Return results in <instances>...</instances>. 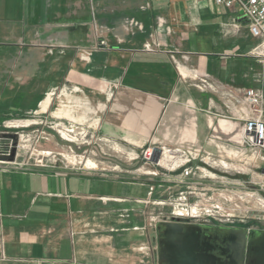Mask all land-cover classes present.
<instances>
[{"label":"crops","instance_id":"0c3cea01","mask_svg":"<svg viewBox=\"0 0 264 264\" xmlns=\"http://www.w3.org/2000/svg\"><path fill=\"white\" fill-rule=\"evenodd\" d=\"M260 45L213 0H0V119L51 114L61 91L124 147L249 164L240 128L247 90L264 113ZM101 81L111 85L104 95ZM257 167L250 178L264 185V155ZM151 181L0 167V264H156L155 230L138 209L155 200Z\"/></svg>","mask_w":264,"mask_h":264},{"label":"rangeland","instance_id":"374dc122","mask_svg":"<svg viewBox=\"0 0 264 264\" xmlns=\"http://www.w3.org/2000/svg\"><path fill=\"white\" fill-rule=\"evenodd\" d=\"M110 89L108 82L101 81L96 93L104 95ZM65 95L61 91L52 94L54 107L51 114L0 119V152L4 154L0 155V167L59 165L97 176L117 175L125 182L152 180L155 200L138 209L145 217L149 212L148 224L151 223L155 230L156 256V226L159 223L213 224L248 231L264 229V200L259 198L264 195V185L250 178L254 173L259 174L260 167L257 166L264 155L263 148L251 149L248 145L251 152L247 164L246 160L231 161V158L207 155L200 150H184V154L179 155L172 153L177 149L162 146L167 154H163L158 164H153L152 159L144 157L145 150L152 151L153 147L134 150L104 136L100 132L98 112L92 113L97 110L88 109L92 116L85 118L68 106ZM244 125L240 128L241 142ZM211 173L220 178L218 186L214 187L219 194L215 201L211 200L216 194L209 185L214 178ZM179 179L182 180L180 185L164 186L166 180Z\"/></svg>","mask_w":264,"mask_h":264},{"label":"water","instance_id":"95a60500","mask_svg":"<svg viewBox=\"0 0 264 264\" xmlns=\"http://www.w3.org/2000/svg\"><path fill=\"white\" fill-rule=\"evenodd\" d=\"M161 150L151 162L158 164ZM157 264H264V232L159 223Z\"/></svg>","mask_w":264,"mask_h":264},{"label":"built area","instance_id":"2783aa9c","mask_svg":"<svg viewBox=\"0 0 264 264\" xmlns=\"http://www.w3.org/2000/svg\"><path fill=\"white\" fill-rule=\"evenodd\" d=\"M214 3L221 8L236 14L238 18L245 22L250 36L261 42V45L253 52V56L264 59V0H213ZM145 50L149 51L148 46ZM204 84V83H202ZM202 90L208 88L207 85L198 87ZM245 99L249 105V111L245 116V125L242 129V142L249 147H260L264 149V120L263 108L260 99L253 90L245 92ZM68 132V131H67ZM72 132V131H70ZM154 149L145 150V158L152 159ZM167 150L161 149V155L158 163L162 160ZM169 152V151H168ZM172 153L184 154L180 150H173ZM186 157L185 155H181ZM3 164V163H1ZM10 165V163H6ZM188 175V174H187Z\"/></svg>","mask_w":264,"mask_h":264},{"label":"flooded vegetation","instance_id":"af4514ba","mask_svg":"<svg viewBox=\"0 0 264 264\" xmlns=\"http://www.w3.org/2000/svg\"><path fill=\"white\" fill-rule=\"evenodd\" d=\"M202 226L211 227V228H221V229H230V227L227 226H221V225H213V224H202ZM234 229H242V228H234ZM264 232V229L260 230Z\"/></svg>","mask_w":264,"mask_h":264}]
</instances>
